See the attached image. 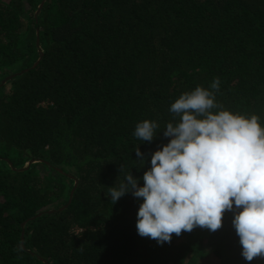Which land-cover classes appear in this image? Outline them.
<instances>
[{"label": "trees", "instance_id": "obj_1", "mask_svg": "<svg viewBox=\"0 0 264 264\" xmlns=\"http://www.w3.org/2000/svg\"><path fill=\"white\" fill-rule=\"evenodd\" d=\"M41 1L0 0V81L28 70L0 87V264H264L241 255L235 207L160 245L138 235L143 198L109 191L129 171L143 186L171 104L216 78L213 113L264 127V0H46L35 17ZM144 120L151 143L133 135Z\"/></svg>", "mask_w": 264, "mask_h": 264}, {"label": "clouds", "instance_id": "obj_2", "mask_svg": "<svg viewBox=\"0 0 264 264\" xmlns=\"http://www.w3.org/2000/svg\"><path fill=\"white\" fill-rule=\"evenodd\" d=\"M220 81L211 91L197 86L171 104L169 111L178 123H167L166 145L151 154L150 169L143 174V186L130 171L118 188H111L116 203L126 193L143 198L137 212L138 235L162 245L172 235L222 227L226 211L238 209L232 224L247 261L264 257V127L259 117L233 114L215 101ZM159 127L144 120L133 135L151 143ZM141 166L145 162L135 150ZM122 170V169H121Z\"/></svg>", "mask_w": 264, "mask_h": 264}, {"label": "water", "instance_id": "obj_3", "mask_svg": "<svg viewBox=\"0 0 264 264\" xmlns=\"http://www.w3.org/2000/svg\"><path fill=\"white\" fill-rule=\"evenodd\" d=\"M45 1H46V0H42V1H41V4L39 5L37 11L35 12V17H37V16L39 15V13H40V11H41V9H42V6H43V4H44ZM39 46H40V44H39L38 33H36V47H37L38 50H40ZM27 71H28V70L23 71V72H21V73H19V74H12V75H10V76L5 77L3 80L0 81V87L4 86L6 83H8L9 81H11V80L14 79L15 77H18V76H20V75L26 73ZM43 163H44V162L39 161V160H32V161H29V162L27 163L26 167H25L23 170H27V169H29L32 165H38V164H43ZM45 164H48V163H45ZM8 165H9L10 169L14 170V168L12 167V165H11L10 163H8ZM21 171H22V170H21ZM72 193H73V191L70 193L69 203H70V200H71V198H72ZM60 210H62V209H60ZM55 212H57V211H56V210H47V211H45V212H40V213H38L36 216H34V217L30 218L29 220H27L26 222H24V223L21 225V227H22V229L24 230L25 226H26L28 223L34 221V220L37 219V218L42 217L43 215H49V214H53V213H55ZM23 238H24V234L22 233V235H21V242L23 241Z\"/></svg>", "mask_w": 264, "mask_h": 264}, {"label": "rangeland", "instance_id": "obj_4", "mask_svg": "<svg viewBox=\"0 0 264 264\" xmlns=\"http://www.w3.org/2000/svg\"><path fill=\"white\" fill-rule=\"evenodd\" d=\"M43 172V175H46V174H52V172H49V171H46L45 169L41 170ZM66 183V186L68 187V189H71L72 188V185L68 182V181H65ZM66 198L65 199H62V201L59 203V204H63L65 202ZM57 207L56 205L54 206H51L48 208V210H55ZM209 264H232L231 262V258L230 256L228 255H223L221 258L219 259H215V260H211Z\"/></svg>", "mask_w": 264, "mask_h": 264}]
</instances>
